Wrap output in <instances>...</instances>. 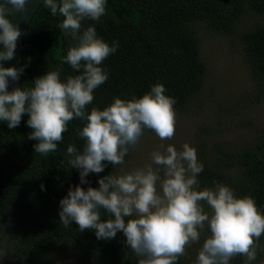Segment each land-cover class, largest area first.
Listing matches in <instances>:
<instances>
[{"label": "trees", "instance_id": "obj_1", "mask_svg": "<svg viewBox=\"0 0 264 264\" xmlns=\"http://www.w3.org/2000/svg\"><path fill=\"white\" fill-rule=\"evenodd\" d=\"M18 1L0 0V75ZM197 21L238 38L264 84V0L39 6L24 38L17 96L0 114V234L13 257L48 264L58 249L74 264L261 263L264 139L190 146L182 196L210 192L207 201L222 208L186 248L145 255L139 247L155 224L116 208L118 168L134 153L132 139L156 130L157 107L184 109L202 93L208 65ZM173 229L183 235L180 224Z\"/></svg>", "mask_w": 264, "mask_h": 264}, {"label": "rangeland", "instance_id": "obj_2", "mask_svg": "<svg viewBox=\"0 0 264 264\" xmlns=\"http://www.w3.org/2000/svg\"><path fill=\"white\" fill-rule=\"evenodd\" d=\"M195 26L208 65L202 93L184 109L157 107L156 130L132 139L134 153L118 168L121 193L115 200L116 208L139 215L150 229L155 224L139 247L152 257L192 245L198 231L209 230L221 213L217 198L207 201L213 197L210 192L187 199L182 196L187 185L185 171L191 162L190 146L203 138L210 144L220 141L233 148L264 139V84L247 64L241 41L212 30L204 21ZM178 224L182 236L173 229ZM196 227L197 232L193 230ZM8 246L0 234V264H35L13 257ZM49 258L48 264H74L69 262L67 250L57 249ZM260 264H264V257Z\"/></svg>", "mask_w": 264, "mask_h": 264}, {"label": "water", "instance_id": "obj_3", "mask_svg": "<svg viewBox=\"0 0 264 264\" xmlns=\"http://www.w3.org/2000/svg\"><path fill=\"white\" fill-rule=\"evenodd\" d=\"M44 0H19L7 29L0 75V114L16 98L22 77L23 45L28 25Z\"/></svg>", "mask_w": 264, "mask_h": 264}]
</instances>
